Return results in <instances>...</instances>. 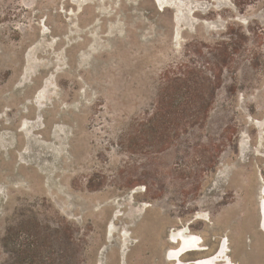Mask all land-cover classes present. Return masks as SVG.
Instances as JSON below:
<instances>
[{"label": "rangeland", "instance_id": "1", "mask_svg": "<svg viewBox=\"0 0 264 264\" xmlns=\"http://www.w3.org/2000/svg\"><path fill=\"white\" fill-rule=\"evenodd\" d=\"M263 190L264 0H0V264H264Z\"/></svg>", "mask_w": 264, "mask_h": 264}, {"label": "trees", "instance_id": "2", "mask_svg": "<svg viewBox=\"0 0 264 264\" xmlns=\"http://www.w3.org/2000/svg\"><path fill=\"white\" fill-rule=\"evenodd\" d=\"M196 67L182 64L167 71L161 78L155 101L157 111L184 107L194 111L191 118L199 120L201 110L211 107L213 92ZM175 114L178 115V112ZM158 115V114H157ZM169 117L172 113H168Z\"/></svg>", "mask_w": 264, "mask_h": 264}, {"label": "bare ground", "instance_id": "3", "mask_svg": "<svg viewBox=\"0 0 264 264\" xmlns=\"http://www.w3.org/2000/svg\"><path fill=\"white\" fill-rule=\"evenodd\" d=\"M262 195L264 196V190L262 191ZM260 209L262 221L261 225L264 229V199L261 200ZM169 238L171 243L177 245V248L171 249L167 255L169 261L174 262V264H213V259L211 258L195 260V263L191 261H183V258L187 254L201 252L204 250V248H202V241L199 240V237L188 234L187 230L183 231V229H180L178 231H173ZM220 248L221 249L217 257H222L227 251L225 243Z\"/></svg>", "mask_w": 264, "mask_h": 264}, {"label": "water", "instance_id": "4", "mask_svg": "<svg viewBox=\"0 0 264 264\" xmlns=\"http://www.w3.org/2000/svg\"><path fill=\"white\" fill-rule=\"evenodd\" d=\"M191 262H194V261H191ZM195 263V262H194Z\"/></svg>", "mask_w": 264, "mask_h": 264}]
</instances>
